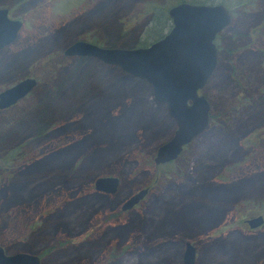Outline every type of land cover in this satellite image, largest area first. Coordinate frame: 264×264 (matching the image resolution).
Returning a JSON list of instances; mask_svg holds the SVG:
<instances>
[{"label": "rangeland", "instance_id": "obj_1", "mask_svg": "<svg viewBox=\"0 0 264 264\" xmlns=\"http://www.w3.org/2000/svg\"><path fill=\"white\" fill-rule=\"evenodd\" d=\"M172 1L0 0L23 20L0 51V91L37 81L0 110V152L18 158L8 168L0 153L4 252L36 254L39 264H183L190 240L194 264H264V224L249 230L244 219L264 217V0H224L231 23L200 91L211 119L163 165L153 156L175 129L166 105L147 94L134 101L139 81L112 65L63 54L77 40L135 48L150 26L144 11ZM108 175L116 190L94 191ZM142 187V200L121 210Z\"/></svg>", "mask_w": 264, "mask_h": 264}, {"label": "water", "instance_id": "obj_2", "mask_svg": "<svg viewBox=\"0 0 264 264\" xmlns=\"http://www.w3.org/2000/svg\"><path fill=\"white\" fill-rule=\"evenodd\" d=\"M171 28L162 38L146 46L120 48L100 46L93 42L77 40L64 48L65 56L95 58L102 63L117 66L133 78L150 85L156 102L166 105L173 118L172 136L156 149L155 165L173 161L184 146L202 134L209 123L210 104L200 91L211 79L218 62L215 39L232 19V11L224 3H193L181 1L168 8ZM19 20H11L6 10L0 9V48L14 39ZM35 85L29 76L16 81L0 91V109L15 104ZM93 189L98 192H114L118 179L114 176H97ZM142 187L131 194L121 205V210L131 209L148 193ZM250 228L264 222L261 213L246 218ZM183 264H194L196 247L186 241ZM39 257L29 252H4L0 246V264H39Z\"/></svg>", "mask_w": 264, "mask_h": 264}, {"label": "trees", "instance_id": "obj_3", "mask_svg": "<svg viewBox=\"0 0 264 264\" xmlns=\"http://www.w3.org/2000/svg\"><path fill=\"white\" fill-rule=\"evenodd\" d=\"M181 1H186V2L190 1V2H193V3H199L200 2V3H207V4L214 3L212 0H210V1H207V0H173L172 2L177 4L178 2H181ZM221 2L224 3V0H221ZM167 10H168V8H165V6H162L160 4H158V5L155 4V5H151L147 10L144 11L143 15H150V26L147 27V29H146V40H145V42H143L142 44H138L139 46L140 45L141 46H146V45H148V44H150L152 42L157 41V39L162 38L163 35H165L167 33V31L171 28L172 24H170V17H169V14H167ZM106 46L107 47H113V46H116V44L115 43H113V44L107 43ZM217 46H218V51H219V49H220L219 45L217 44ZM78 59L79 58H76L75 60H78ZM80 60H81V58H80ZM111 67H112V69L113 68L119 69L115 65L111 66ZM123 75H124L123 77L126 76L127 78H130V79L133 78L130 75H128L126 72L125 73L123 72ZM123 77L119 75L116 78L117 81H118L117 84L119 86H121V87H123L122 85H124V82L127 81V80H124ZM121 79H123V80H121ZM133 80L136 81V83L139 81V85H138L139 89H137L135 91L136 93L134 94V97H135L134 101H136L137 103L142 102V98L144 97V94H147L148 100L151 103L154 104V101L152 99V94L149 91L150 90L149 87H148L149 85L145 81L140 80L138 78L137 79L133 78ZM53 91H55V88L53 86H50L49 93H51ZM133 113L135 114L136 111H133ZM210 119H211V116H210ZM11 152H12V149L9 150L8 152L6 151L5 152L6 154H4L3 151L0 152V153H3L4 156H2V159L4 160V163L6 165H8V168L11 165V163H14V161H16L18 159ZM5 155L8 156V157H6ZM8 168H7V166L5 168H3V170H2L3 174H7L6 170Z\"/></svg>", "mask_w": 264, "mask_h": 264}, {"label": "flooded vegetation", "instance_id": "obj_4", "mask_svg": "<svg viewBox=\"0 0 264 264\" xmlns=\"http://www.w3.org/2000/svg\"><path fill=\"white\" fill-rule=\"evenodd\" d=\"M1 8H3V9L6 10V16H7V18H9V19H11V20H13V19H15V20H19V21H20V26H19V28L17 29V33L15 34L14 39H13L11 42H9L8 44L3 45V47L0 48V51L4 48V46H8V45L12 44V42H14V40H15L16 37L18 36L19 30L21 29V27H22V23H23V20H21L20 18H15V17L11 18V16L9 15V11L7 10V8H6L5 6H1L0 9H1ZM24 78H25V77H24ZM22 79H23V78H22ZM36 82H37V81L35 80V85H36ZM35 85H34V87H35ZM7 87H8V86H7ZM34 87H33V88H34ZM31 90H32V89H31ZM31 90H30V91H31ZM26 95H27V94H26ZM23 98H24V97H23ZM17 102H18V101H17ZM17 102H16V103H17ZM16 103H15V104H16ZM15 104H13V105H15ZM13 105H10V106H8V107H11V106H13ZM8 107H6V108H8ZM6 108H4V109H0V110H1V111H2V110H6ZM186 146H187V145H186ZM184 148H185V147H184ZM184 148H183L182 152L184 151ZM182 152H181V153H182ZM181 153H180V154H181ZM180 154H179V155H180ZM179 155H178V157H179ZM178 157H177V158H178ZM177 158H176V159H177ZM174 160H175V159H174ZM170 162H172V161H170ZM165 163H169V162H165ZM163 164H164V163L159 164V165H163ZM159 165H156V166H159ZM247 218H248V217H247ZM244 219H245V221H246V218H244ZM246 222H247V221H246ZM247 224H248V223H247ZM263 224H264V222H263L261 225H263ZM261 225H259V226H261ZM259 226H255V227H253V228H257V227H259ZM246 228H248L249 230H253V228H250L249 225H248Z\"/></svg>", "mask_w": 264, "mask_h": 264}]
</instances>
